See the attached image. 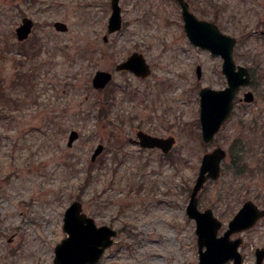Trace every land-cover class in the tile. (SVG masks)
I'll return each instance as SVG.
<instances>
[{"label": "rangeland", "instance_id": "1", "mask_svg": "<svg viewBox=\"0 0 264 264\" xmlns=\"http://www.w3.org/2000/svg\"><path fill=\"white\" fill-rule=\"evenodd\" d=\"M188 2L237 39L235 61L253 75L209 143L199 91L227 86L223 59L190 41L177 0H120L123 26L108 40L111 0H0V264H53L74 201L118 232L99 264H198L187 206L203 155L216 147L226 151L221 176L200 191L198 207L223 222L219 235L246 200L264 195V37L254 32L264 0ZM25 17L34 28L20 42ZM56 21L68 29L58 31ZM36 38L35 56L20 44ZM136 51L150 76L116 72ZM98 70L114 75L104 89L93 86ZM247 90L255 102H238ZM73 130L79 138L69 146ZM139 130L176 142L166 154L143 147ZM263 233L264 223L250 233L249 251Z\"/></svg>", "mask_w": 264, "mask_h": 264}, {"label": "water", "instance_id": "2", "mask_svg": "<svg viewBox=\"0 0 264 264\" xmlns=\"http://www.w3.org/2000/svg\"><path fill=\"white\" fill-rule=\"evenodd\" d=\"M182 6V14L185 22V31L190 41L203 49L210 50L213 56L223 58L222 72L226 76L228 85L223 89L205 86L200 89V123L202 137L205 143L214 140L216 134L229 120L235 107V98L242 87H247L252 82V74L246 66L237 64L234 58V49L237 39L223 33L217 24L199 19L190 11L187 0H178ZM112 14L108 22V34L104 36L108 40L111 33L122 29V9L120 0H111ZM58 31H66L67 24L56 21L54 24ZM34 27V21L25 17L16 28L17 38L23 42L27 40ZM117 72L131 71L135 75L146 78L152 68L143 53L134 52L126 60L115 67ZM197 76L202 77V67L197 66ZM113 80L110 71L98 70L93 78V86L104 89ZM241 101L251 103L255 101L253 91L244 93ZM140 144L143 147H158L164 153H168L176 140L173 136L168 138L151 135L143 130L137 132ZM79 138V133L71 131L68 145ZM104 150L103 144L96 148L92 160H96ZM226 157V151L222 147H216L204 154L200 171L190 195L187 213L197 223L196 233L199 246L198 264H225L232 257L239 256V242L230 241L229 237L236 232L252 228L257 221L264 218L263 214L249 212V201L236 213L228 225V229L221 236L219 230L223 222L219 220L213 209L201 211L198 207L199 193L205 187L208 180H217L221 176V163ZM63 228L67 233L55 247L53 264H98L115 242L118 232L108 225L98 226L93 217L83 211L80 201H74L65 211Z\"/></svg>", "mask_w": 264, "mask_h": 264}, {"label": "flooded vegetation", "instance_id": "3", "mask_svg": "<svg viewBox=\"0 0 264 264\" xmlns=\"http://www.w3.org/2000/svg\"><path fill=\"white\" fill-rule=\"evenodd\" d=\"M259 13L264 14L263 7ZM259 21H260V27L257 28L254 32L264 37V17H259ZM241 99H239L238 102L247 104V102L241 101ZM255 100H256V97H255ZM248 201H249V212L250 213H253V214L255 213L263 214L264 213V195L260 194L256 197L254 196L253 198L246 200L243 203L242 207ZM263 223H264V218H261L257 221L256 225L253 226L252 228L233 233L229 237L230 241L239 242V246H238L239 256L232 257L231 259L226 261L225 264H264V233L260 235L261 241L263 242V244H258V245L253 246L250 251L248 250V244H247L250 233L254 229L258 228L259 226H262Z\"/></svg>", "mask_w": 264, "mask_h": 264}, {"label": "trees", "instance_id": "4", "mask_svg": "<svg viewBox=\"0 0 264 264\" xmlns=\"http://www.w3.org/2000/svg\"><path fill=\"white\" fill-rule=\"evenodd\" d=\"M22 47L24 48H28V49H31V52L33 54L38 55L40 50H41V40L40 38H36L34 40H31L30 42H26V43H21L20 44ZM21 78V77H20ZM6 94L4 92V90H2L0 88V98H5ZM101 112H104V109H102Z\"/></svg>", "mask_w": 264, "mask_h": 264}]
</instances>
